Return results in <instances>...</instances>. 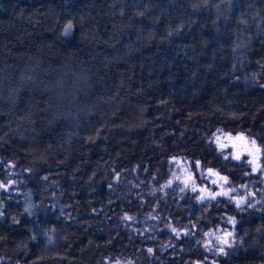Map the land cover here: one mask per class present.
<instances>
[{"label":"trees","instance_id":"1","mask_svg":"<svg viewBox=\"0 0 264 264\" xmlns=\"http://www.w3.org/2000/svg\"><path fill=\"white\" fill-rule=\"evenodd\" d=\"M0 185V264H264V0H0Z\"/></svg>","mask_w":264,"mask_h":264},{"label":"rangeland","instance_id":"2","mask_svg":"<svg viewBox=\"0 0 264 264\" xmlns=\"http://www.w3.org/2000/svg\"><path fill=\"white\" fill-rule=\"evenodd\" d=\"M238 137H243V139H237ZM218 141H219L220 146L229 148L235 155L247 153L250 159L251 160L253 159V156L249 154V152L253 149V145H252V142L248 140L246 137L241 136V135H235V136L229 135V136L219 137ZM255 147L259 148L256 144H255ZM260 154H261V151L256 156V164L260 158ZM222 178L224 177L217 175V174H214V176L210 178L212 183L213 182L216 183L218 189L220 190H223L224 188H226L223 184L225 180ZM203 189L206 190V188H203Z\"/></svg>","mask_w":264,"mask_h":264},{"label":"snow or ice","instance_id":"3","mask_svg":"<svg viewBox=\"0 0 264 264\" xmlns=\"http://www.w3.org/2000/svg\"><path fill=\"white\" fill-rule=\"evenodd\" d=\"M71 27H72L71 24H69V25L67 26V28L65 29V33H66V34H67V32L71 29ZM237 139H243V137H238ZM252 145H253V149L249 152V154L253 156V159L250 160L249 163L255 165V166L253 167V171H256V170H257V167H258V165H256V156H257V154L260 152V149L255 147V141H252ZM235 158H236V159H239V156H237V157H235ZM209 171H211V170H209ZM222 179L226 180V178H222ZM0 187H3V185H0ZM193 190L195 191V188H193ZM222 194H223V195H228L227 192H224V193H222ZM243 202H244L243 199L240 200V201H237L238 204H241V203H243ZM0 215H2V213H0ZM126 218H127V219H130V218H128V217H126ZM230 222H231V223H235L234 220H230ZM173 231H175V229H173ZM209 235H212V234H209ZM228 235L231 236V233H228ZM217 240H218V242H220V243H222V244H225V245L228 244V240H227V239H224V238H222V237H217ZM149 251H151V249H149ZM218 251H219L220 253H223V252H224V248L221 247V248L218 249Z\"/></svg>","mask_w":264,"mask_h":264}]
</instances>
